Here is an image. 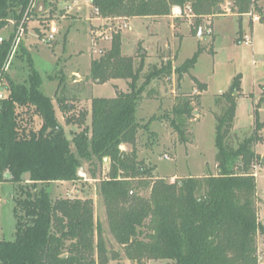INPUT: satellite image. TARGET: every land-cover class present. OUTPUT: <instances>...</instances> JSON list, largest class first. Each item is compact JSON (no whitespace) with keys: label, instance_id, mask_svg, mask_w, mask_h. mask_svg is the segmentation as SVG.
Wrapping results in <instances>:
<instances>
[{"label":"trees","instance_id":"obj_1","mask_svg":"<svg viewBox=\"0 0 264 264\" xmlns=\"http://www.w3.org/2000/svg\"><path fill=\"white\" fill-rule=\"evenodd\" d=\"M30 1L0 0V32L11 21L15 22V30L18 28ZM92 1L100 17L129 19L167 17L173 8L185 11L188 6L193 15L204 18L219 14L221 3L226 0ZM232 1L233 10L239 16L251 11L253 0ZM255 7L258 8L256 4ZM13 42L12 35L0 44V80L6 81L7 91L0 111V183L19 184L26 175L34 188L42 183L72 182L79 179L78 170L83 163L96 169L109 158L111 171L101 182V194L107 205L111 231L131 261L136 264L160 259L174 264H259L257 242L258 237L264 236V225L259 217L261 200L256 177L251 172L257 160L253 149L257 136L245 139L237 149L226 143L236 119V99L227 98L230 106L218 118L219 175L191 176L174 184L157 179L151 184L149 198L132 197L133 181L149 176L152 170L139 163L135 150L121 151L122 144L136 143L141 128L149 129V124L143 126L136 118L141 97L135 83L142 68L135 72L132 59L122 55V35H116L109 52L92 62L91 77L99 84L110 79H131V91L118 93L115 98H93L91 124L74 133L71 140L57 119L53 99L39 87L42 84L39 73L34 71L27 86L16 84L3 70ZM202 52L200 49L176 73L188 75ZM154 76H149L147 82ZM193 80L206 90L205 85ZM239 83L234 86L238 88ZM56 101L64 115L74 110L65 97H58ZM182 103L173 110L176 118L172 125L181 140L188 143L182 120L188 119L195 109L191 101ZM88 114L82 112L77 117H68L67 123L75 121L83 127ZM7 172L11 179L5 178ZM91 172L96 178V171ZM19 206L21 210H14L16 241L0 239V264H95L94 251L100 264H108L110 258L99 226L96 228L98 241L94 243L91 200L56 199L53 202L49 191L42 189L38 195L29 194L22 199Z\"/></svg>","mask_w":264,"mask_h":264},{"label":"rangeland","instance_id":"obj_2","mask_svg":"<svg viewBox=\"0 0 264 264\" xmlns=\"http://www.w3.org/2000/svg\"><path fill=\"white\" fill-rule=\"evenodd\" d=\"M76 1L77 8H71L74 0H35L36 7L25 25L24 38L30 28L34 30L38 26L39 32H33L31 42L19 45L7 71L10 78L16 84L29 86L34 71L39 73L42 80L39 87L53 99L57 119L71 140L74 133L91 124L93 98H115L118 93L131 91V79H110L99 84L91 77L92 62L109 52L114 37L121 34L122 55L132 59L135 72L142 68L135 83L136 92L141 97L136 118L143 126L149 124V129L139 130L136 143H125L121 147V151L129 153L135 150L139 163L141 161L144 167L152 170L149 176H140L133 181L130 194L140 198L150 197L151 184L157 179L174 184L191 176L205 178L220 174L216 127L218 118L230 106L227 98L233 97L238 105L237 119L226 143L237 149L245 139L257 136L253 146L257 160L251 172L256 177L258 195L263 204L260 217L264 225V0H253L251 11L242 17L234 12L233 1L226 0L221 3L219 14L204 18L185 12L178 16L175 7L167 17L153 16L131 22L125 17H101L102 20L93 19L92 22L87 19L90 15L100 17L93 1ZM11 23L8 24L11 27L9 36L15 34V22ZM53 25L58 28V34L55 41L47 44L44 41ZM73 25L76 26L68 33L69 26ZM247 41L250 45H245ZM200 49L203 52L195 68L188 75L176 73V69ZM151 75L155 76L148 83ZM193 78L206 86V92ZM238 81L237 88L234 83ZM59 84L62 87L56 95ZM58 97H65L73 104L74 110L64 115L56 101ZM189 101L195 111L188 119L182 120L188 140L184 143L172 125L176 118L173 110ZM82 112L89 113L85 126L81 127L75 121L67 123L66 118L77 117ZM110 166L109 158L96 169L83 163L78 170V180L42 183L36 188L28 175L19 184L0 183V239L16 241L14 210H21L20 201L29 194L35 196L46 189L53 202L56 199L91 200L94 243L98 241L96 228L99 226L110 258L108 264H136L125 254L110 228L100 187L101 182L109 177ZM91 170L96 171V178L92 177ZM257 248L259 264H264V236L258 237ZM92 255L95 264H100L97 253L94 251ZM143 264L174 263L160 259L145 260Z\"/></svg>","mask_w":264,"mask_h":264},{"label":"built area","instance_id":"obj_3","mask_svg":"<svg viewBox=\"0 0 264 264\" xmlns=\"http://www.w3.org/2000/svg\"><path fill=\"white\" fill-rule=\"evenodd\" d=\"M36 7V2L35 0H32L31 1V4L29 5L25 15H24V20L21 22V24L18 26V28L15 30V34L13 35L14 36V42H13V46H12V50H11V55L8 59V61L6 62V64L4 65V68L3 70L4 71H8L9 67H10V63L12 61V58L14 57V55H16L17 53V50L19 48V45L22 43V41L24 40V34H25V25L26 23L30 20L29 17L31 15V13L34 12V8ZM230 8H228L229 10ZM186 13L190 16H194L193 15V10L190 6H188L186 8L185 11H183L180 7H176L175 8V13L176 15L178 16H181L182 13ZM255 20H259L258 17H255ZM58 33V28L56 26H51L48 34H47V38H45V41L47 44L49 43H52V41H55L56 40V34ZM6 38L3 37V36H0V44L5 40ZM245 45H250V42L247 41L245 43ZM7 97V91H6V88H5V84H4V78H2L0 80V111L2 109V102L5 100V98Z\"/></svg>","mask_w":264,"mask_h":264},{"label":"crops","instance_id":"obj_4","mask_svg":"<svg viewBox=\"0 0 264 264\" xmlns=\"http://www.w3.org/2000/svg\"><path fill=\"white\" fill-rule=\"evenodd\" d=\"M76 4H77V1L76 0H74V6H71V8H74V7H76ZM77 8V7H76ZM93 8V7H92ZM41 11V10H40ZM87 19H92V22H93V19L95 20V21H100V20H102V18L101 17H98L96 14H94V16L93 17H91V15H90V18H87ZM126 19H128V18H126ZM136 19H141V18H139V17H136V18H129V21L131 22V21H134V20H136ZM12 23L11 24H13L14 23V21H11ZM129 22V23H130ZM76 25H73V26H69V30H68V33H69V31L72 29V28H74ZM36 27V26H35ZM34 27V28H35ZM38 27V26H37ZM35 28L34 30L33 29H29V32H28V34L26 35V38H24V40L22 41V43H24V42H31L32 40H33V36H32V34H33V32L35 33V32H39V28ZM11 27L8 25L6 28H4V29H2L1 30V32H0V36H4V37H7V38H9L10 36V34H9V32H10V30H8V29H10ZM33 28V27H32ZM12 34V33H11ZM58 34V33H57ZM66 39H67V37H66ZM22 45V44H21ZM243 78V77H242ZM197 80V79H196ZM198 81V80H197ZM199 82V81H198ZM241 82H242V80H241ZM204 84V83H203ZM242 85H243V82H242ZM207 90V89H206ZM206 92V91H205ZM237 110H238V108H237ZM195 113H197V112H195ZM236 114H237V112H236ZM236 119H237V116H236ZM235 119V120H236ZM235 127V126H234ZM259 196V195H258ZM261 205H263L262 203L260 204V209H259V217H260V210H261ZM260 220H261V217H260ZM261 222H262V220H261ZM263 224V223H262Z\"/></svg>","mask_w":264,"mask_h":264},{"label":"water","instance_id":"obj_5","mask_svg":"<svg viewBox=\"0 0 264 264\" xmlns=\"http://www.w3.org/2000/svg\"><path fill=\"white\" fill-rule=\"evenodd\" d=\"M219 10H220V8L217 9V11H219ZM262 21H264V17L262 18ZM262 162L264 163V158H263ZM8 175H9V176H8ZM5 178H6V179H11L12 176H11V174H10L9 172H7V173L5 174Z\"/></svg>","mask_w":264,"mask_h":264}]
</instances>
